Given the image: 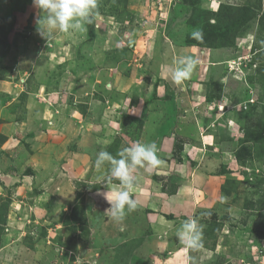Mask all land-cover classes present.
I'll use <instances>...</instances> for the list:
<instances>
[{"label":"rangeland","instance_id":"rangeland-1","mask_svg":"<svg viewBox=\"0 0 264 264\" xmlns=\"http://www.w3.org/2000/svg\"><path fill=\"white\" fill-rule=\"evenodd\" d=\"M244 5L252 17L232 44L184 42L187 33L230 19ZM42 16L33 0H0V134L6 136L0 186H9L0 204L11 199L0 247L10 245L0 264H264V0H98L83 31H57L50 41L39 32ZM181 56L198 64L177 85L172 73ZM169 114L173 165L166 173L133 170L139 183L133 198L152 189L151 199L141 200L150 208L128 213L123 231L105 213L110 164L94 165L89 174L98 181L88 184L68 169L48 167L53 145L62 156L85 151L92 166L101 151L119 159L121 149L149 142L147 115L160 126ZM88 120L116 128L103 143L109 145L92 143L87 151L77 132ZM141 172L153 179L149 188ZM49 176L66 180L58 200L50 198ZM146 209L158 216L149 218ZM189 218L203 230L197 251L176 238ZM176 255L184 259L173 261Z\"/></svg>","mask_w":264,"mask_h":264},{"label":"clouds","instance_id":"clouds-1","mask_svg":"<svg viewBox=\"0 0 264 264\" xmlns=\"http://www.w3.org/2000/svg\"><path fill=\"white\" fill-rule=\"evenodd\" d=\"M33 5L43 12V16L39 20L40 35L50 41L57 31H83L84 26L93 21L98 0H33ZM191 37L203 43L204 37L201 31L192 32ZM175 63L177 67L172 73V79L175 84L182 85L185 80L191 78L198 60L193 56H181ZM157 153L158 148L155 142H137L121 149L118 153L119 159L107 151H101L97 156L95 164L98 169L106 162L111 165L104 183L109 190L103 195L110 205L105 213L110 219L121 223V231L124 230L122 222L126 215L138 207V201L133 198L130 191L137 183L133 170L137 167L143 168L145 165L148 166V171L158 167L162 161ZM113 179L118 180L123 188L113 190L111 188ZM208 214L201 213L202 216ZM176 238L186 248L193 251L203 248V230L196 218L185 220L177 229Z\"/></svg>","mask_w":264,"mask_h":264},{"label":"crops","instance_id":"crops-1","mask_svg":"<svg viewBox=\"0 0 264 264\" xmlns=\"http://www.w3.org/2000/svg\"><path fill=\"white\" fill-rule=\"evenodd\" d=\"M62 57H64V56H62ZM65 59V60H64ZM63 60H61L59 63L61 64V63H63L64 61H66L67 60V58H64ZM59 64V65H60ZM61 83V82H60ZM62 84V83H61ZM63 85V84H62ZM61 85V86H62ZM80 91L82 92V90H84V85L82 84L81 86H80ZM164 98H166V96H164ZM161 100H163V97H161ZM86 101H87V99H86ZM173 101H175V99L173 100ZM87 103V102H86ZM166 114H168V112L166 113ZM153 116L154 115H147L146 117L147 118H145V121H144V132H143V136H145V137H148V138H150V140L151 139H153V138H156V145H157V148H158V156H159V158L161 159V161H162V163L158 166V167H156V168H153L152 170H156L157 172L156 173H166L165 171H166V169L167 168H169L170 169V167H171V165H173L171 162H169V160L167 159V157H168V152H170L171 153V150H172V140L170 141V138H169V135L170 134H172L171 132L170 133H168V134H166V132L168 131V129L170 128V124H171V120L169 119V116H170V114L168 115V120H167V123L165 124H162V125H160V126H156L154 123H153V121L155 120V119H158V118H160V117H165L166 115L165 114H161V115H159L158 116V118H156V117H154L153 118ZM66 117H68L67 115H66ZM96 117H98V119L99 120H101V122L102 121H104L105 120V116L103 115V113H102V110H100L99 111V113L96 115ZM101 118V119H100ZM61 119L62 118H60V121H61ZM116 119V118H115ZM151 119H153V121H151ZM161 119H163V118H161ZM117 120V119H116ZM98 121V120H97ZM88 128L87 127H85L83 130H84V133H82V132H77L78 133V137L79 136H81L82 134V142H88L87 143V145H85L88 149H87V151L90 149V146L92 145V143L94 144V146L96 145V147L98 148L99 147V145L101 144V145H109L108 143L107 144H103L104 142H106V141H109L108 139H111L112 137V132L113 133H116L115 131H116V128L114 127V126H112V127H110L111 128V130L110 131H112V132H109L108 130H106V128L108 127L106 124H102L101 126H100V124L98 123V125L97 124H95V122L94 121H90V120H88ZM116 123H119V121L117 120L116 122H115V124ZM172 125V124H171ZM174 125V124H173ZM172 125V126H173ZM159 127V128H158ZM197 127V126H196ZM98 129V130H97ZM196 130H197V128H196ZM174 134V133H173ZM7 136H8V134H6ZM9 137V136H8ZM36 138V137H35ZM79 139V138H78ZM150 140H148L149 142H147V143H150ZM200 142H201V137H200ZM76 143V142H75ZM57 143H55V145H56ZM58 146V145H57ZM73 146V145H72ZM61 147V146H60ZM52 148H54V151H53V153H52V156H50L51 158H50V162H49V165H48V167L49 168H60V169H63V170H70V175H71V177L72 178H75V179H79V180H77V181H83V182H85V183H87L88 184V182L89 183H96L97 181H98V179L97 180H95V178H91V175L89 174L90 172H92L93 170H91V169H94L95 168V166L94 165H96V164H94L93 163V166L90 164V163H92V162H90V160H87L86 159V157H88L89 155H87L86 153H85V151H83V152H79L77 149H72V150H70V151H67V155L65 154H63V156H62V153H58L59 151H60V149L61 148H59V150L57 151V148H56V146H54L53 145V147ZM70 148H72V147H70ZM47 153H49L48 151H45L44 152V157H43V159H47L48 157H45V154H47ZM55 153V154H54ZM60 154H61V156H60ZM53 157H55V158H53ZM65 159H67L66 161H65ZM41 165H42V163H40ZM176 164V163H175ZM105 167V165H103L102 166V168H104ZM144 169L145 170H147L148 169V166L147 165H145V167H144ZM136 170L137 171H142L141 170V167H137L136 168ZM151 170V171H152ZM33 171H34V175H36V178L38 177V176H40V171H41V168H40V166H36L35 168H33ZM62 171V170H61ZM56 172L57 173H55V175H57L59 172H58V170H56ZM150 173V172H149ZM141 174L143 175V179H144V181L146 182V187H144V188H149L148 186L149 185H152L154 182H153V179H150L148 176H144V174L145 173H143V172H141ZM147 174V173H146ZM59 175V174H58ZM149 176H151L150 174H149ZM154 176V175H153ZM67 177V176H66ZM83 179V180H82ZM91 179V180H90ZM25 181H27V180H25ZM46 182H53L54 184H47L46 186H48V187H51L50 188V190H53L54 192L52 193L53 195H51L50 196V198L53 200V196H56V200H58V196L57 195H59V193H61V190H62V186L60 185L59 186V183L60 184H66V180L65 181H63V182H61V181H59L58 179H56L54 176H49V180L48 181H46ZM10 183H12V182H9V184ZM5 185H3V186H0V194L1 195H4L3 193H4V191L7 189L6 187H9V186H7V184L6 183H4ZM136 184H139V183H136ZM121 185V184H120ZM15 186V185H14ZM17 187H20V185H17ZM56 187H57V190H60V191H57L56 190ZM134 189H137L136 188V185H134V188L131 190V192H132V194L134 195V197H135V192H134ZM146 192L147 193H151L152 192V189H146ZM147 193H142V194H139V193H137V195H138V197H137V201H138V205H140V206H142L143 208H150L149 206L147 207L146 205H145V203H142V198H143V200L145 201V202H147L149 199H151V198H148V194ZM161 194H163V195H166V193L165 192H163V191H161ZM44 195H45V193H43L42 195H41V197H44ZM39 196H40V193H39ZM141 196H143V197H141ZM171 196H173L174 197V201H177L178 200V198H179V196H181V192L180 191H177L176 193H174L173 195H171ZM49 198V199H50ZM38 199H40V197L38 198ZM157 199V198H156ZM165 200H169V196H167V198H163V197H161V200H158V202H159V204H161V205H163L164 206V204H163V202L165 201ZM40 201V200H39ZM51 201V200H50ZM55 201V200H54ZM170 201V200H169ZM170 204V207H171V203H169ZM168 204V205H169ZM39 206H40V203H39ZM173 206H178L177 204H173ZM37 207H38V205H37ZM169 207V206H168ZM36 208V207H35ZM152 209V208H151ZM160 209V208H159ZM153 210H155V208L153 209ZM162 212H165L164 210L162 211ZM173 213V212H172ZM154 215H157L158 216V214H157V212H151L149 215H148V217L150 218L151 216H154ZM13 219V220H12ZM11 223H13V222H16L15 220V218H13V216H11ZM150 221H151V219H150ZM16 224V223H15ZM13 232H15L14 231V229H13ZM8 245H10L9 243H7V246ZM7 246H2V247H0V252L3 254V251H5V249H6V247ZM179 258H183L184 259V256H178V255H176V258L173 260V261H176V260H178ZM206 260V259H205ZM200 261V263L199 264H205V262L207 263V264H209L210 263V260H207V261ZM217 263V262H216ZM218 264V263H217Z\"/></svg>","mask_w":264,"mask_h":264},{"label":"trees","instance_id":"trees-1","mask_svg":"<svg viewBox=\"0 0 264 264\" xmlns=\"http://www.w3.org/2000/svg\"><path fill=\"white\" fill-rule=\"evenodd\" d=\"M252 13H253L252 8L248 5H244L240 7L239 12L237 13L238 15L235 14L230 19H226L224 21H216L215 23L207 22L206 24H204L200 29L204 37L203 43L193 39L191 37V33L186 34L184 42L187 44H195L197 46L208 47V48L215 47L221 42L223 44H227V42H230L232 44L234 42L235 36L241 33L242 28L251 20ZM0 140H6V136L0 134ZM238 156L241 157L240 153H238ZM177 161L179 163L184 161L183 155H180V157L177 158ZM111 182H117L120 184V182L115 179H113ZM99 188L100 187L95 186L94 189H99ZM10 201L11 199L9 198V200H6L4 201V203L0 204L1 208L4 211L2 217L0 218L1 221L0 242H1V235L3 233L2 225L4 223H7L6 212ZM146 210L148 213L153 212L149 209Z\"/></svg>","mask_w":264,"mask_h":264}]
</instances>
